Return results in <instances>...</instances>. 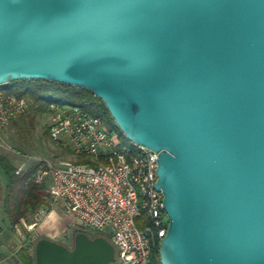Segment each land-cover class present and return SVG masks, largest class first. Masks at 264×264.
Returning <instances> with one entry per match:
<instances>
[{"label": "water", "instance_id": "obj_1", "mask_svg": "<svg viewBox=\"0 0 264 264\" xmlns=\"http://www.w3.org/2000/svg\"><path fill=\"white\" fill-rule=\"evenodd\" d=\"M82 88L157 153L160 264H264V0H0V87ZM40 236L34 264H112Z\"/></svg>", "mask_w": 264, "mask_h": 264}, {"label": "built area", "instance_id": "obj_2", "mask_svg": "<svg viewBox=\"0 0 264 264\" xmlns=\"http://www.w3.org/2000/svg\"><path fill=\"white\" fill-rule=\"evenodd\" d=\"M29 111L26 98L0 87V135ZM45 117L51 142L65 154L57 162H34V180L46 186L48 202L72 226L108 239L119 264H152L168 228L163 195L155 189L157 153L122 146L115 125L80 106L51 102ZM44 213L39 209L33 219Z\"/></svg>", "mask_w": 264, "mask_h": 264}, {"label": "trees", "instance_id": "obj_3", "mask_svg": "<svg viewBox=\"0 0 264 264\" xmlns=\"http://www.w3.org/2000/svg\"><path fill=\"white\" fill-rule=\"evenodd\" d=\"M2 88L22 96L30 102L29 112H32L33 115L30 117V113H27L12 120L9 125L16 127L19 135H24L25 132L28 133L33 128L36 116L47 112L51 102L80 106L92 115L114 125L105 105L92 93L82 88L38 80L14 81ZM0 167L6 178L7 216L13 225L19 223L26 215H33L41 208L47 211L51 209L44 186L37 184L33 179L37 166L30 167L25 173L17 174V168L13 162L2 156L0 157ZM12 199H15V203H12ZM16 200H18L17 203ZM91 236L96 237L97 235ZM19 258L24 264H34L33 248L32 251L30 247L20 250ZM152 264H160L158 252L157 258L153 260Z\"/></svg>", "mask_w": 264, "mask_h": 264}, {"label": "rangeland", "instance_id": "obj_4", "mask_svg": "<svg viewBox=\"0 0 264 264\" xmlns=\"http://www.w3.org/2000/svg\"><path fill=\"white\" fill-rule=\"evenodd\" d=\"M30 113V117L33 115L32 112ZM17 119V118H16ZM45 112L39 114L36 116L34 126L32 129L29 130V132H25L24 135H19L17 128L14 126H8L0 135V157L4 156L9 158L13 164L16 166L17 169H21V173H25L26 170L34 164L36 159H47L52 162H57L58 160H61L62 156H65L63 152H60L58 147L54 145L49 135L45 129L44 122H45ZM122 140V146L131 147V143L127 141L125 138H121ZM67 159H70L71 157L69 155H66ZM64 158V157H63ZM37 173V172H36ZM0 184L2 187V190L5 191L6 189V178L5 175L0 167ZM21 198V197H20ZM15 200V199H14ZM12 199V203H15ZM19 200V198H18ZM16 200V203L18 202ZM2 208L3 206L0 205V215H2ZM52 209V205H51ZM50 209V210H51ZM52 211V210H51ZM45 211L44 214H42L40 221H36L35 219H32L33 215H26L24 218H22V221L18 223V240L19 242H23L25 247L29 245V238H33L32 240H35L38 238L36 235L37 226L43 222V220L49 216V213L51 212ZM58 212V211H57ZM62 217L63 215L58 212ZM65 218V219H64ZM64 220H62V223L67 224L68 220L66 217H63ZM36 224L35 228L31 231L33 234H29V226H33ZM58 227V223L56 222L54 225V228ZM59 228H57L58 230ZM70 227H66L65 231L61 232V234L57 237V241H60L62 243H70L69 238V231ZM36 233V234H35ZM31 236H29V235ZM33 236H36L33 237ZM25 239V240H24ZM33 242V243H34ZM112 264H119L118 261Z\"/></svg>", "mask_w": 264, "mask_h": 264}, {"label": "crops", "instance_id": "obj_5", "mask_svg": "<svg viewBox=\"0 0 264 264\" xmlns=\"http://www.w3.org/2000/svg\"><path fill=\"white\" fill-rule=\"evenodd\" d=\"M32 166H36L35 164H32L30 167ZM28 168V169H29ZM27 169V170H28ZM26 170V171H27ZM37 172V169H36ZM36 172L33 174V179H35V175ZM35 181V180H34ZM45 188L46 191V186L42 185ZM52 210V211H51ZM49 210L51 211L49 213V216H47L43 222H41V224L39 226H37V228H35L36 226H29V234H33V232H31L34 228L36 230V235L38 237L40 236H45V237H49L52 239L57 240L58 236L61 234V232L65 231L66 227H70L72 226V220H68L67 224L62 223L63 217L58 213L59 211L56 210L55 208L52 207V209ZM45 211H47L45 209ZM47 211V212H49ZM58 211V212H57ZM2 215H0V264H24L20 258H19V252L20 250L30 247L31 251H32V246H33V242L34 240H32L33 238H29V245L27 247H25V245H23V242H19L18 240V223L13 225L10 221L9 218L7 216V207L6 205L3 206L2 208ZM52 214V215H51ZM35 215V213H34ZM33 217V216H32ZM33 219V218H32ZM22 221V219L20 220V222ZM58 223V227L59 228L57 230V228H54L55 223ZM28 234V235H29ZM31 236V235H29ZM36 238V236H33ZM25 240V239H24Z\"/></svg>", "mask_w": 264, "mask_h": 264}, {"label": "flooded vegetation", "instance_id": "obj_6", "mask_svg": "<svg viewBox=\"0 0 264 264\" xmlns=\"http://www.w3.org/2000/svg\"><path fill=\"white\" fill-rule=\"evenodd\" d=\"M0 205L1 206L6 205V192L2 190L1 184H0ZM68 232L70 233V230Z\"/></svg>", "mask_w": 264, "mask_h": 264}, {"label": "bare ground", "instance_id": "obj_7", "mask_svg": "<svg viewBox=\"0 0 264 264\" xmlns=\"http://www.w3.org/2000/svg\"><path fill=\"white\" fill-rule=\"evenodd\" d=\"M52 215V214H51Z\"/></svg>", "mask_w": 264, "mask_h": 264}]
</instances>
